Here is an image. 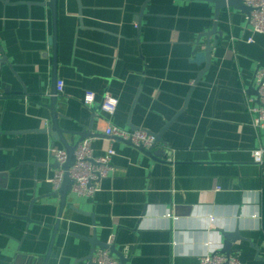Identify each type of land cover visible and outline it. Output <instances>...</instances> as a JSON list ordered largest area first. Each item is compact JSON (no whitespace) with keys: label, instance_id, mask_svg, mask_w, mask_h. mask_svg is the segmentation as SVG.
<instances>
[{"label":"crops","instance_id":"crops-1","mask_svg":"<svg viewBox=\"0 0 264 264\" xmlns=\"http://www.w3.org/2000/svg\"><path fill=\"white\" fill-rule=\"evenodd\" d=\"M247 16L216 20L204 0H0V264H89L111 237L123 264H199L235 232L231 256L264 264V132L249 111L264 35ZM108 126L162 143L149 156ZM85 140L95 158L114 150L108 177L91 197L55 193L50 149Z\"/></svg>","mask_w":264,"mask_h":264},{"label":"built area","instance_id":"built-area-1","mask_svg":"<svg viewBox=\"0 0 264 264\" xmlns=\"http://www.w3.org/2000/svg\"><path fill=\"white\" fill-rule=\"evenodd\" d=\"M246 7L252 9L250 15L247 16V24L250 27L252 34L264 35V0H242ZM252 37L247 39V43H254ZM0 68L1 63H0ZM253 87L257 93V97L249 99V111L253 116V127L258 132H264V68H259L253 80ZM64 83H57V93L63 92ZM94 94L87 93L84 98V104L88 108L94 106ZM117 100L106 99L102 104V109L113 114ZM108 138H115L122 141L130 142L136 148H144L147 151L156 149L158 142L156 136L145 130H127L116 126H108L106 129ZM51 158L59 167L49 183L52 185L55 193L60 192L64 183L63 166L68 160V155L65 150L50 149ZM115 155L113 149H109L105 156L95 158L91 149V140L82 141L77 147L74 154L75 161L69 170L72 179V192L79 197H91L99 192V183L108 177L111 171V159ZM253 161L256 164L264 163V149L254 150L252 152ZM171 162V161H170ZM212 219L210 220V222ZM114 242V237L110 238L109 247ZM89 264H120L119 261L112 255L109 248L98 249L93 253ZM199 264H241L237 257L226 256L221 252H213L200 258Z\"/></svg>","mask_w":264,"mask_h":264},{"label":"water","instance_id":"water-1","mask_svg":"<svg viewBox=\"0 0 264 264\" xmlns=\"http://www.w3.org/2000/svg\"><path fill=\"white\" fill-rule=\"evenodd\" d=\"M53 1H55V0H53ZM204 1L211 2L212 4L215 5V19L216 20H218L220 12L222 10H224V9H227V8H229V9L230 8H234V9L236 8L237 10H241V11L245 12L247 15H250V13L252 11L251 8L246 7L243 4L242 0H204ZM216 28L217 27H216V24H215L213 30L211 32H209V33L203 34L198 39L197 42H200L201 38H203V37L209 38L212 34H216V33L218 34L219 32L217 31ZM211 51H212V47L210 46V43L207 42L206 49L202 53L196 54L197 56H195L197 61L206 62V68H208L210 66V60H211V56H212L211 55ZM251 90L254 92V96L256 98L258 92H256V90H255V88L253 86L251 87ZM55 104H56V94L52 98V110H53L54 114L56 113ZM55 130H56L55 131L56 133L60 134V130L57 127V123L56 122H55ZM47 132L51 133V129L47 130ZM60 137H61V139H63L62 135ZM156 139H157L158 144L162 143L161 142V135H156ZM128 143H130V142H128ZM139 149L142 150L143 152H145L146 154H148L149 156H153L152 154H154V155L157 154V151H154V149L150 150V151H145L144 148H139ZM75 151H76V147L67 146L66 152H67V155H68L69 158H68L66 164L63 166L64 183H63V186H62V189H61L62 194L67 193L66 191H67L68 187L72 186V179L70 177L71 175L69 174V170L73 166L74 161H75V157H74ZM55 167L58 168L59 166L57 164H55ZM222 235H223V237L225 239V242H224L223 251L221 253L226 255L227 257L228 256L230 257L232 255V253H233L232 244L237 242L239 239H241V237L238 234V232H235V233H222ZM101 248L102 249L109 248L111 253H112V255L117 256L120 259V261H122V264H123V258L115 250V248H113V247L110 248V247L105 246V245L103 247H101ZM93 253L91 254L89 260L92 258Z\"/></svg>","mask_w":264,"mask_h":264}]
</instances>
